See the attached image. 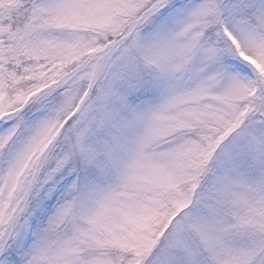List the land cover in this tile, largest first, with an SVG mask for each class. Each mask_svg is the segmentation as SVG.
<instances>
[{"label":"snow or ice","instance_id":"obj_1","mask_svg":"<svg viewBox=\"0 0 264 264\" xmlns=\"http://www.w3.org/2000/svg\"><path fill=\"white\" fill-rule=\"evenodd\" d=\"M0 264H264V0H0Z\"/></svg>","mask_w":264,"mask_h":264}]
</instances>
